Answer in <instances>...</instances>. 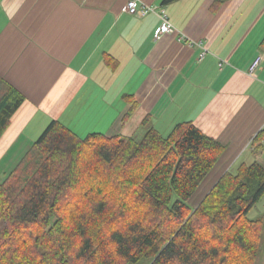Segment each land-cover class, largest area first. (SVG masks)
<instances>
[{
    "label": "crops",
    "instance_id": "0c3cea01",
    "mask_svg": "<svg viewBox=\"0 0 264 264\" xmlns=\"http://www.w3.org/2000/svg\"><path fill=\"white\" fill-rule=\"evenodd\" d=\"M127 1L0 0V78L25 97L0 139L1 175L52 121L135 139L192 122L225 147L208 180L264 166L252 146L264 134V0H138L175 28L157 39L160 14L130 15Z\"/></svg>",
    "mask_w": 264,
    "mask_h": 264
},
{
    "label": "trees",
    "instance_id": "16d2710c",
    "mask_svg": "<svg viewBox=\"0 0 264 264\" xmlns=\"http://www.w3.org/2000/svg\"><path fill=\"white\" fill-rule=\"evenodd\" d=\"M24 103L0 78V139ZM263 140L252 142L262 153ZM224 152L192 122L135 139L80 138L52 121L0 181V264H256L262 164L226 172L190 205Z\"/></svg>",
    "mask_w": 264,
    "mask_h": 264
},
{
    "label": "built area",
    "instance_id": "2783aa9c",
    "mask_svg": "<svg viewBox=\"0 0 264 264\" xmlns=\"http://www.w3.org/2000/svg\"><path fill=\"white\" fill-rule=\"evenodd\" d=\"M124 12L130 14V15H135L138 17H145L150 13H159L160 18L162 20V24L160 26L159 30V35L156 37L159 38L161 35L164 34H171L175 31V28L173 24L170 22L169 17L165 13V11L161 10L159 11L158 8L156 7H151L148 5H141L138 0H128L127 4L125 6ZM263 62V57L262 55L257 56L254 61L251 63L249 67L248 73L250 76L255 77L256 72L259 69Z\"/></svg>",
    "mask_w": 264,
    "mask_h": 264
},
{
    "label": "rangeland",
    "instance_id": "374dc122",
    "mask_svg": "<svg viewBox=\"0 0 264 264\" xmlns=\"http://www.w3.org/2000/svg\"><path fill=\"white\" fill-rule=\"evenodd\" d=\"M83 137L85 138L87 136L84 135ZM138 138H141V137H138ZM17 153H15L13 156H12V154L9 155L10 157L12 156L11 160H13V161L16 160V158L18 157V156H16ZM15 166L16 165L8 166L7 170H6V172H7L6 175H1L0 174V181L1 182L4 181L7 178L8 174L15 168ZM213 180H215L213 177H210L209 180L207 178L205 180V182L202 184V186L199 188L197 194L194 196V198L192 199V201L190 203V205L193 208L196 207L202 201V199L206 196V194L211 190L212 186L216 183ZM249 218L252 219V220H256V219H259V218H263L264 219V198L250 211ZM260 248H261L260 249L261 251H260V254H259L258 259L256 261V264H264V243H263V245ZM142 264H148V263L147 262H143Z\"/></svg>",
    "mask_w": 264,
    "mask_h": 264
}]
</instances>
